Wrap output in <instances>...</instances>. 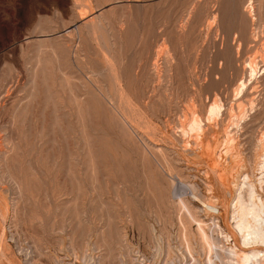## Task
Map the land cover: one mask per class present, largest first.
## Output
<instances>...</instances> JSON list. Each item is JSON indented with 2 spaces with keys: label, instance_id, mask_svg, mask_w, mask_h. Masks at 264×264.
<instances>
[{
  "label": "rangeland",
  "instance_id": "obj_1",
  "mask_svg": "<svg viewBox=\"0 0 264 264\" xmlns=\"http://www.w3.org/2000/svg\"><path fill=\"white\" fill-rule=\"evenodd\" d=\"M246 2L0 0L1 264H189L187 239L204 263L199 220L233 243L213 226L248 181L264 199V0L255 26ZM214 99L197 145L183 120Z\"/></svg>",
  "mask_w": 264,
  "mask_h": 264
},
{
  "label": "bare ground",
  "instance_id": "obj_2",
  "mask_svg": "<svg viewBox=\"0 0 264 264\" xmlns=\"http://www.w3.org/2000/svg\"><path fill=\"white\" fill-rule=\"evenodd\" d=\"M245 11L247 12L248 16L250 17L252 25H254L255 20H256L254 11H256V10H255V7H254L253 0H247V2L245 4ZM260 27L257 26L258 29ZM261 28L263 30V27H261ZM261 28H260V30H261ZM254 29L257 32L256 27L252 28L251 29L252 30V36H253L254 40L256 41L258 38L260 39V37H259L260 35L259 34H261V36H262L264 31H258V33H256ZM236 34H235V36H236ZM250 36H251V34H250ZM233 38H234L233 40L235 41V38L237 39V36L233 37ZM261 39H262V37H261ZM259 42H260V44H262L261 41H259ZM237 43H238L237 44L238 45L237 49L240 50V47H241L240 40L237 41ZM250 49H251V47H250ZM260 55L262 56V54H260ZM158 56H160V55H158ZM253 56H254V54H253ZM235 57H236V55H235ZM157 64L158 63H156V65ZM257 64L258 63L256 61V56H254L253 58L251 57V59L248 61V74H249V79L250 80H252V78L256 77V74L258 72V66H259V65L257 66ZM227 65H229V64H227ZM246 87H247V82L246 81L239 83V85H238V87L236 89V94L238 95V94L242 93V91ZM197 91H199V90H197ZM214 94H216V93H214ZM198 96H200V95H198ZM212 98H213V96H212ZM199 100H201V99H199ZM220 101L218 99H214L212 101V103L210 104V106H208L206 108V111L204 112L205 113L204 117H202L200 113L198 114L196 111H193L190 114V116H188L189 118L188 119L186 118L187 119L186 121L183 120V122H186V123H185V125L182 128V133L184 135L189 136L194 141V143H196L197 145H201L202 144V140H203V135H204V132H205L206 123L216 121L218 119V117L221 115V113L223 112L222 111L223 110L222 109V105H221L222 103H220ZM200 103H201V101H200ZM198 105H201V104H198ZM201 107H203V105H201ZM201 107H199V108H201ZM196 110H197V108H196ZM202 110H203V108H202ZM185 112H187V111H185ZM233 116L236 117V119L233 120V125L235 124L236 126H238L239 116L236 115V114L235 115L233 114ZM136 124L138 126V123H136ZM206 129H207V127H206ZM234 135L235 134H232V132L229 131V132H226L224 134V136H223L222 146L224 145V153L226 155H232L233 152H234V148H235V145H236V137ZM262 142H261L262 143L261 145L264 147V139L262 140ZM194 147H195V145H194ZM261 150H263V149H261ZM222 155L223 154L220 153V157H222ZM212 173H213V171H212ZM230 175H231V173H230ZM244 180H246V179H244ZM247 184H248V187H247V192L245 193V196L241 195V194H238L237 198H235L236 201L232 202V204H230V208H232V218L234 220L233 221V225H232V230H230V232H227L226 230H223L221 228V226L218 225L217 222H215L216 220L214 221V224H215V226H216V224L218 225L217 226L218 229H216V227H215V229H213L214 226L211 229V231L215 230V232H216V230H218L219 233L221 235H223L222 237L224 238V240L226 242H228L229 238H232L233 243H231L229 245H227V244L220 245V243H219L220 240L219 239H218L219 241L214 240L213 237H210L211 234L210 235L207 234V232L205 231V229L203 227L204 226V223H203L204 221L202 222V221H200L198 219L199 222H198V225H197V228H198L197 236H199V237H197V238H200L199 240H201V243L203 245L201 248H202V250H204V255H206V259H205L204 263H201V261H199L195 257V255H194L195 250L192 247V245L189 242V240L187 239L185 243H186V253L188 255V258H190L189 264H264V199L257 193V188H258V190H262L263 187L260 188V184H258V182H256V184H258V186L255 185L253 182H250V181H248ZM197 196H196V198H194V196H191V197H193L194 200H198L199 198H197ZM215 201L216 200H215V198L213 196L208 197L206 200L201 201V202H200V200H198V202H200V204L203 203L202 206H204V209L207 212H212V213H215V214L216 213L219 214L220 210L217 208V204H216ZM186 208H188V207H186ZM4 209H7V205H6L5 200H3L1 198L0 199V210H4ZM188 212H189V210H188ZM191 212L193 213V211H190V213ZM191 215L194 216V213L191 214ZM195 218L193 217L194 220H197V218L196 219ZM215 218L216 217H214L213 220ZM194 223L197 224V222H194ZM197 228H196V231H197ZM189 229L191 230V228H189ZM184 232H185V230H184ZM184 232H183V235L185 236ZM212 233H214V232L212 231ZM192 234H193V232H192ZM215 235L217 237V233ZM184 236H182V237H184ZM219 238H221V237H219ZM3 247H4V243H3L2 238H0V255H3ZM167 258H169V257H167ZM176 262H178V261H176Z\"/></svg>",
  "mask_w": 264,
  "mask_h": 264
}]
</instances>
